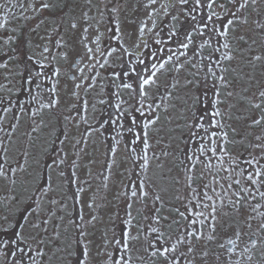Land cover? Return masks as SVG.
<instances>
[{
	"label": "snow or ice",
	"instance_id": "obj_1",
	"mask_svg": "<svg viewBox=\"0 0 264 264\" xmlns=\"http://www.w3.org/2000/svg\"><path fill=\"white\" fill-rule=\"evenodd\" d=\"M0 264H264V0H0Z\"/></svg>",
	"mask_w": 264,
	"mask_h": 264
}]
</instances>
